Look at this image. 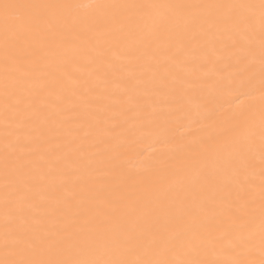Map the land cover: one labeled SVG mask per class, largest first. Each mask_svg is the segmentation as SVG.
Wrapping results in <instances>:
<instances>
[{
  "label": "bare ground",
  "instance_id": "6f19581e",
  "mask_svg": "<svg viewBox=\"0 0 264 264\" xmlns=\"http://www.w3.org/2000/svg\"><path fill=\"white\" fill-rule=\"evenodd\" d=\"M259 5L0 0V261L264 264Z\"/></svg>",
  "mask_w": 264,
  "mask_h": 264
},
{
  "label": "snow or ice",
  "instance_id": "6c2138e0",
  "mask_svg": "<svg viewBox=\"0 0 264 264\" xmlns=\"http://www.w3.org/2000/svg\"><path fill=\"white\" fill-rule=\"evenodd\" d=\"M5 9L14 7L10 4L3 5ZM254 7V6H249ZM260 10H261V22L262 26H264V0H260ZM264 42V41H262ZM0 264H8L7 261H0ZM28 264H73V262L63 261V262H55V261H49V262H28ZM75 264H101L99 261H86V262H75ZM103 264H128L126 261H107L103 262ZM135 264H170L168 261H138L135 262ZM188 264H199V262H188Z\"/></svg>",
  "mask_w": 264,
  "mask_h": 264
}]
</instances>
